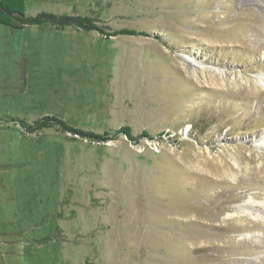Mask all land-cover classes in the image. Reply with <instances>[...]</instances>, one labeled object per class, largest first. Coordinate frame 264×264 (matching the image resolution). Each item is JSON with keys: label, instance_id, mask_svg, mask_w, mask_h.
I'll use <instances>...</instances> for the list:
<instances>
[{"label": "rangeland", "instance_id": "obj_1", "mask_svg": "<svg viewBox=\"0 0 264 264\" xmlns=\"http://www.w3.org/2000/svg\"><path fill=\"white\" fill-rule=\"evenodd\" d=\"M42 11L109 33L0 24V264H264V0Z\"/></svg>", "mask_w": 264, "mask_h": 264}, {"label": "trees", "instance_id": "obj_2", "mask_svg": "<svg viewBox=\"0 0 264 264\" xmlns=\"http://www.w3.org/2000/svg\"><path fill=\"white\" fill-rule=\"evenodd\" d=\"M0 24L14 29H23L27 26L52 25L58 29H65L72 27L77 30H83L87 32L98 31L103 34H107L106 30L98 24L94 17L81 14H60L55 12L42 11L36 15H28L26 13V0H0ZM145 34L144 31L139 32ZM136 29H121L114 32V35L119 34H139ZM21 119V120H19ZM13 124H18L28 133H34L44 129L55 128L59 131H74L88 137L95 139H101L102 135L95 132H85L81 129H75L68 124L67 121L58 117L45 115L35 119L32 123L23 121L22 118L13 119ZM122 131H125L127 135L136 139L132 126H124ZM145 136L150 137L149 132L144 131Z\"/></svg>", "mask_w": 264, "mask_h": 264}]
</instances>
